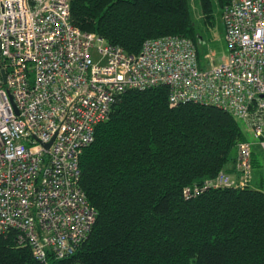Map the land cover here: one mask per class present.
Here are the masks:
<instances>
[{
	"label": "built area",
	"instance_id": "2783aa9c",
	"mask_svg": "<svg viewBox=\"0 0 264 264\" xmlns=\"http://www.w3.org/2000/svg\"><path fill=\"white\" fill-rule=\"evenodd\" d=\"M222 17L228 53L205 62L179 34L129 53L76 26L70 0H0V235L15 232L39 260L64 258L87 238L98 213L81 186V155L127 90L165 85L171 106H217L264 148V0H230ZM253 150L241 141L234 172L184 196L248 186Z\"/></svg>",
	"mask_w": 264,
	"mask_h": 264
},
{
	"label": "trees",
	"instance_id": "16d2710c",
	"mask_svg": "<svg viewBox=\"0 0 264 264\" xmlns=\"http://www.w3.org/2000/svg\"><path fill=\"white\" fill-rule=\"evenodd\" d=\"M70 1L76 26L129 53L147 38L179 34L202 55L207 27L190 0ZM216 4L200 0L204 23H215ZM247 140L238 118L217 106H171L165 85L127 90L81 155V186L98 213L87 238L64 258L39 260L15 232L3 234L0 264H264V190L183 193L221 170L234 172L237 146Z\"/></svg>",
	"mask_w": 264,
	"mask_h": 264
},
{
	"label": "rangeland",
	"instance_id": "374dc122",
	"mask_svg": "<svg viewBox=\"0 0 264 264\" xmlns=\"http://www.w3.org/2000/svg\"><path fill=\"white\" fill-rule=\"evenodd\" d=\"M214 3L216 4V0H214ZM227 4V3H226ZM225 4V5H226ZM190 5L194 14V18L198 24H200L204 30L208 25L211 27L209 28V31L206 32L207 35V44L202 40L201 43H199V49L202 52V59L206 61H210V54L215 59V62H220L225 54L228 53V45L225 41V38L222 34L223 29V10L224 7H220L216 4L215 6V23L213 25L204 23L203 20H205V15L201 10L200 0H190ZM199 25V26H200ZM207 30V29H206ZM225 34V32H224ZM205 43V44H204ZM209 63H205V65H208ZM240 121V124L244 128L245 132L248 135V139L250 141L258 140L253 136L252 131L249 129L247 124L242 121L241 119H238ZM254 154H253V176L251 179V182L249 186L253 188H258L264 190V148H262L259 145H255ZM238 155V146H237V154L236 159Z\"/></svg>",
	"mask_w": 264,
	"mask_h": 264
},
{
	"label": "crops",
	"instance_id": "0c3cea01",
	"mask_svg": "<svg viewBox=\"0 0 264 264\" xmlns=\"http://www.w3.org/2000/svg\"><path fill=\"white\" fill-rule=\"evenodd\" d=\"M222 19H223V17H222ZM211 26L210 25H208V27H207V30H206V32H208L209 31V28H210ZM223 31H222V34H223V36H224V32H225V25L223 24V29H222ZM206 44H207V40H205L204 41ZM204 43V44H205ZM226 55V54H225ZM224 55V56H225ZM223 56V57H224ZM254 142V144L257 146V145H259V143H258V141L257 140H255V141H253ZM254 149H255V146H254ZM253 154H254V150H253Z\"/></svg>",
	"mask_w": 264,
	"mask_h": 264
},
{
	"label": "water",
	"instance_id": "95a60500",
	"mask_svg": "<svg viewBox=\"0 0 264 264\" xmlns=\"http://www.w3.org/2000/svg\"><path fill=\"white\" fill-rule=\"evenodd\" d=\"M50 144H51V142L47 143V144H46V146H48V147H49V146H50Z\"/></svg>",
	"mask_w": 264,
	"mask_h": 264
}]
</instances>
